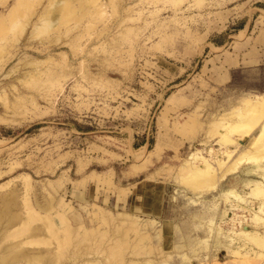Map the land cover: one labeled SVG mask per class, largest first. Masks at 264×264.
<instances>
[{"label":"rangeland","instance_id":"obj_1","mask_svg":"<svg viewBox=\"0 0 264 264\" xmlns=\"http://www.w3.org/2000/svg\"><path fill=\"white\" fill-rule=\"evenodd\" d=\"M262 95L264 0H0V264H264Z\"/></svg>","mask_w":264,"mask_h":264},{"label":"bare ground","instance_id":"obj_2","mask_svg":"<svg viewBox=\"0 0 264 264\" xmlns=\"http://www.w3.org/2000/svg\"><path fill=\"white\" fill-rule=\"evenodd\" d=\"M258 97V96H257ZM256 98V97H255ZM255 100V99H254ZM248 103H247V106H246V114H245V112L243 113V115H240V118H249V119H243V121H242V123L244 122V120H245V124H253L252 125V127L253 126H255L256 125V123L258 122V121H254L252 118H254V117H257V114H259V113H263L264 112V95H262V96H260V97H258L255 101H251V99L249 100V101H247ZM236 115H237V113H235ZM249 115V117H246L245 115ZM247 115V116H248ZM250 115H253V116H250ZM255 115V116H254ZM243 116V117H242ZM245 116V117H244ZM236 122H239V120L238 121H236ZM254 122V123H253ZM241 123V122H240ZM237 124H239V123H237ZM226 125V124H225ZM242 125V124H241ZM225 141V140H224ZM252 145V144H251ZM252 148L253 149H251V150H249L247 153H249L250 155H252V154H256V153H258L259 152V150L261 149L260 148V145H259V140H257V141H255L254 142V144H253V146H252ZM260 148V149H259ZM227 153H228V156L229 155H231V153H232V151H227ZM246 154V153H245ZM259 155H260V152L258 153ZM257 154V155H258ZM258 155V156H259ZM262 156L264 155V153H262L261 154ZM214 156V155H213ZM257 156V158H259ZM194 157V156H193ZM254 157H256V156H254ZM216 158V157H215ZM244 158V155H241L240 157H238L237 159H235V161H233L232 163H230V164H228V165H226V166H224V171H223V173H222V177L224 178L225 176H227L228 174H230V173H233V172H236L237 170H238V168H239V166L242 164L241 163V161H242V159ZM251 158H253L252 156H251ZM191 159H192V157H191ZM249 159V158H248ZM262 159V158H261ZM207 160V159H206ZM251 160V159H250ZM255 159H253L251 162H253ZM222 162H224V165L226 164V161H222ZM187 163V162H186ZM193 163V162H192ZM189 163H187V165H188ZM206 165L203 167V166H201V168H198V171L200 172H204L205 170H209V168L210 167H212V164H211V162H206L205 163ZM192 165V164H191ZM221 167V166H220ZM222 170H223V166H222V168H221ZM197 171V170H196ZM197 171V172H198ZM221 171V170H220ZM221 176V175H220ZM221 178V177H220ZM259 184V183H258ZM253 193L254 194H256V195H259V194H264V186L263 185H257L256 187L254 186V188H253Z\"/></svg>","mask_w":264,"mask_h":264},{"label":"crops","instance_id":"obj_3","mask_svg":"<svg viewBox=\"0 0 264 264\" xmlns=\"http://www.w3.org/2000/svg\"><path fill=\"white\" fill-rule=\"evenodd\" d=\"M143 144L144 145L147 144V138L145 140H140L139 142L136 143V145L138 146H142Z\"/></svg>","mask_w":264,"mask_h":264}]
</instances>
